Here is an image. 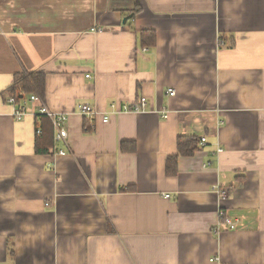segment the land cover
Here are the masks:
<instances>
[{"label": "crops", "instance_id": "obj_1", "mask_svg": "<svg viewBox=\"0 0 264 264\" xmlns=\"http://www.w3.org/2000/svg\"><path fill=\"white\" fill-rule=\"evenodd\" d=\"M19 73L67 115L64 156L13 118ZM0 264H264V0H0Z\"/></svg>", "mask_w": 264, "mask_h": 264}, {"label": "built area", "instance_id": "obj_2", "mask_svg": "<svg viewBox=\"0 0 264 264\" xmlns=\"http://www.w3.org/2000/svg\"><path fill=\"white\" fill-rule=\"evenodd\" d=\"M168 96H174V91L171 89L167 90ZM145 99H141L139 102L130 104V105H123L119 110L113 111L115 108L114 106H110V109L114 114H120L122 112H133V113H139L144 112V105H145ZM6 104L11 108L12 110V116L15 120H21L26 115H33L36 119H47L52 127V151L54 155L64 156L66 153L64 150L59 149V145L66 146L67 145V138H68V130H67V121L68 117L65 114L62 113H56L52 112L45 106L40 98L36 94H31L27 97L26 102L18 103L16 101L15 97H8L5 100ZM35 105L34 110L29 109L28 105ZM37 106V107H36ZM79 113L83 116L88 118L92 121L93 117H96L97 112L88 105H83L80 108ZM167 114L163 113L162 118H166ZM110 116L108 114H105L102 117V122L107 123L109 121ZM35 134L38 136L41 134V129L38 127L35 130ZM205 143V139L202 138L200 140V144L203 145ZM169 196H166L168 198ZM220 198L224 199L225 194H220ZM218 218L220 220H223V224L226 225L227 228L232 229L233 223L232 221L224 215L223 212L218 213Z\"/></svg>", "mask_w": 264, "mask_h": 264}, {"label": "trees", "instance_id": "obj_3", "mask_svg": "<svg viewBox=\"0 0 264 264\" xmlns=\"http://www.w3.org/2000/svg\"><path fill=\"white\" fill-rule=\"evenodd\" d=\"M135 10L132 12L134 15ZM147 33V34H144ZM153 32H140V38L144 46H150L154 42ZM44 76L37 73H19L13 76L11 86L5 93V97H15L18 103H21L25 97L31 94H43L44 89ZM5 98V100H6ZM41 120V134L36 139V151L42 153H49L52 150V127L50 122L42 118ZM177 154L176 156L170 157L167 160L166 172L168 175H174L176 171V160L179 156H192L196 151L199 150L200 140L194 137L178 138ZM134 145H132L131 148ZM122 150L124 144L121 145ZM134 150V149H133Z\"/></svg>", "mask_w": 264, "mask_h": 264}, {"label": "water", "instance_id": "obj_4", "mask_svg": "<svg viewBox=\"0 0 264 264\" xmlns=\"http://www.w3.org/2000/svg\"><path fill=\"white\" fill-rule=\"evenodd\" d=\"M131 16H128L127 18H125L124 20H123V23H125L126 21H127V19H129Z\"/></svg>", "mask_w": 264, "mask_h": 264}]
</instances>
